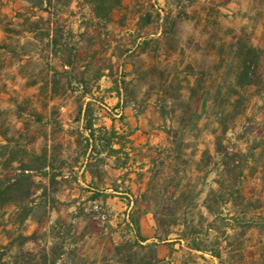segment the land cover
<instances>
[{
    "label": "rangeland",
    "instance_id": "rangeland-1",
    "mask_svg": "<svg viewBox=\"0 0 264 264\" xmlns=\"http://www.w3.org/2000/svg\"><path fill=\"white\" fill-rule=\"evenodd\" d=\"M49 1L41 11L0 0V147H10L0 156L15 162L0 168L7 262L42 264L63 224L79 237L69 264H125L115 249L132 240L125 224L137 212L164 259L184 227L214 221L207 207L224 219L264 209V0H120L109 24L92 0ZM90 125L118 133L123 154L102 163L108 153L87 148ZM218 139L244 172L226 179L224 200ZM22 163L37 171L14 197L4 182ZM247 238L259 261L264 232Z\"/></svg>",
    "mask_w": 264,
    "mask_h": 264
},
{
    "label": "trees",
    "instance_id": "trees-1",
    "mask_svg": "<svg viewBox=\"0 0 264 264\" xmlns=\"http://www.w3.org/2000/svg\"><path fill=\"white\" fill-rule=\"evenodd\" d=\"M23 1L41 11L47 8V4L51 7L49 0ZM110 2L113 3V8H108L107 4ZM92 3H94L93 11L98 20L108 24L112 22L111 12L113 9L121 6L120 0H92ZM101 12H103V14H101ZM248 63L249 66L253 65L251 58ZM253 81H255L254 76L249 79L247 86L250 87ZM197 117L199 118V116ZM85 129L89 133V138L86 139L87 148H90L93 142L96 146H92L91 148H94V151L98 152V154L102 155V153H108L102 163H105L107 159H112L114 155L123 154L122 146L120 144H113L114 140L121 138L115 131L100 129L95 133L91 125ZM229 131L230 129L227 128L223 132V135H226ZM3 139L6 140L7 138L4 137ZM6 142H9V140H6ZM114 146H118L119 150H114ZM229 146H231V144L226 145L224 141L220 139L216 142V156L220 157L221 160L215 164V168L220 179L224 181L217 183L219 192L216 196L219 200L234 196V190L226 186V179L232 177L235 172H239L238 174L242 178L244 176L241 162L235 159L236 156H240L241 153L237 151L233 154L232 148H229ZM0 149L10 150V147L3 146L0 147ZM123 156L128 161L129 156L125 154ZM14 164L15 162L13 160L8 159L4 161L3 156H0L1 169L9 171ZM48 168L45 161V166L39 171H44ZM36 171L37 170L33 168L25 166L24 163L19 164V170L14 172V178L5 180L4 182L5 187H7L6 191L11 193L14 197H23L21 195V184L25 181L28 182V180H30V175ZM4 185H2V187H4ZM247 189L248 188L244 186L240 189L239 199L252 203L254 191L252 190L250 196H245ZM115 194L119 195L118 192H115ZM128 194L132 197L130 192ZM27 196H25V198ZM136 204H138V202H136ZM226 204L227 203H225V205ZM235 207L237 206L234 205L233 208ZM207 211L215 218L208 228L201 230L193 224L192 226L184 227L180 236L174 240L167 241L166 247H168L169 252L164 259L158 256V245L149 244V240L143 238L138 212L129 215L128 222L125 225L129 229L132 240L118 246V248L115 249V254L122 255L125 264H264V255L259 256V261L251 259V254L254 252L255 247L250 245V241L247 238V234L253 230L264 232V209L253 208L248 205V209H245L241 216L235 214L232 216H225V218L228 219L219 217V215H223V209L216 210L215 212L212 207H207ZM174 227H178L176 222L174 223ZM49 238L54 244L48 249V252H45V254L41 256L40 260L42 264H69V262L73 263V261L77 259L76 253L67 254L65 250L66 246L74 249L75 242L79 238L73 225L65 226L63 224H55L50 230ZM25 241L26 240L22 238V242L24 243ZM259 244L262 245V243ZM10 248L11 247H0V264H19L17 261L11 263V260H9L10 262L5 260L11 250ZM66 256L69 257V262H66ZM107 263L108 262L105 261V264Z\"/></svg>",
    "mask_w": 264,
    "mask_h": 264
}]
</instances>
